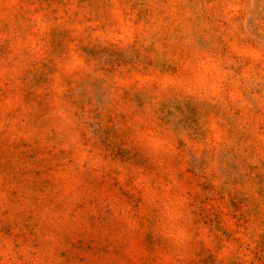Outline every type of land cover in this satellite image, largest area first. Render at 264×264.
Returning <instances> with one entry per match:
<instances>
[{"label":"rangeland","instance_id":"rangeland-1","mask_svg":"<svg viewBox=\"0 0 264 264\" xmlns=\"http://www.w3.org/2000/svg\"><path fill=\"white\" fill-rule=\"evenodd\" d=\"M0 264H264V0H0Z\"/></svg>","mask_w":264,"mask_h":264}]
</instances>
